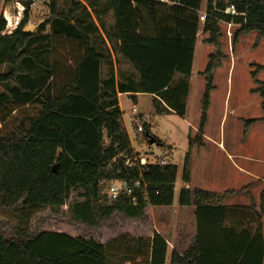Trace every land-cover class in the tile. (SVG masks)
Here are the masks:
<instances>
[{"label":"trees","instance_id":"trees-1","mask_svg":"<svg viewBox=\"0 0 264 264\" xmlns=\"http://www.w3.org/2000/svg\"><path fill=\"white\" fill-rule=\"evenodd\" d=\"M17 1L24 12L11 34L1 35L0 16V219L11 223L9 235L0 232V264H166L168 244L155 231L99 242L49 228L34 233L31 225L45 209L66 208L74 222L95 228L114 214L141 221L150 208L173 204L177 167L144 157L139 165L117 96L135 103L136 94L149 95L157 114L184 116L203 1L202 33L212 52L199 73L198 126L188 137L177 200L193 207L196 233L168 264H263L264 189L257 204L227 207L225 198L246 187L222 194L185 187L191 149L203 146L214 74L226 59L220 25L237 27L232 46L250 33L258 45L264 0H45L48 17L32 32L24 31L29 0ZM261 70L255 65L250 76ZM255 84L262 117L244 120V132L264 122V81ZM138 118L136 145L158 143ZM114 183L131 194L110 198Z\"/></svg>","mask_w":264,"mask_h":264},{"label":"rangeland","instance_id":"rangeland-1","mask_svg":"<svg viewBox=\"0 0 264 264\" xmlns=\"http://www.w3.org/2000/svg\"><path fill=\"white\" fill-rule=\"evenodd\" d=\"M14 0H2L0 8V16L2 11L12 13V7L14 6ZM204 13V1L202 3L201 10L199 11L200 23L199 31L197 34L196 45L193 56L191 77H190V89L186 98V109L184 116H180L174 112L157 114L152 106V99L149 95H140L137 98V102L134 103L126 96H121L119 101L121 110L123 112V122L127 133L129 135L133 152L138 153L141 158H148L150 161L159 158L164 160V163H171L178 169L175 187H174V205H177L178 192L182 188L181 184V169L183 164L184 155L189 152L188 137H194L196 134L199 114H200V98L203 91V78L199 76L207 63V56L212 52V46L204 43L207 35L202 33V20ZM30 18L27 26L30 27V32L35 29L36 22L44 19L48 16V8L44 2L37 3L30 8ZM4 19V18H3ZM7 25H14L15 19L9 18ZM20 21L22 19L19 18ZM43 21V20H42ZM106 22L109 19L106 18ZM25 27V28H26ZM237 27L229 24L220 25L221 43L223 45V52L226 55V59L222 62L221 68L214 74V85L216 86L215 92L211 93L212 107L210 112V119L207 126L208 134H217L223 131V125L220 124L219 118L221 116L222 106L220 105V97L224 94L225 80L223 72L225 67L234 63V77H233V93H231L230 102L233 99H240L242 102H246V98L251 92V84L253 88V82H250V73L255 70V63L253 59L258 54L260 60L264 64V41L261 42L262 46L257 49L258 45H254V33L239 34L236 38V42L232 46V37ZM257 49V50H256ZM256 50V51H255ZM5 67H0V72ZM134 73V72H133ZM135 74V73H134ZM176 79V78H175ZM174 79V80H175ZM249 84V85H248ZM135 109V112L132 109ZM240 114V113H239ZM244 114V118L254 119L257 116L262 115L261 106L255 107L251 105L249 109H245L241 112ZM138 117H143L144 121L150 126V134L155 138L158 143H145L143 145H136L135 142V126L138 123ZM232 117L229 116L224 125V132L226 139L231 135L230 128L233 124L230 121ZM245 120V119H244ZM244 120L240 125V133L244 132ZM261 129V125H258L254 132L258 133ZM259 147L262 146L261 140H258ZM204 142V141H203ZM247 148V147H245ZM221 165H228L227 161H220ZM220 168V167H219ZM251 186L248 184L246 188L239 193L249 194ZM74 195L71 197V200ZM70 200V201H71ZM150 212V211H149ZM149 215V213H148ZM163 215H167V212H163ZM149 217V216H148ZM148 217L141 221H131L124 218L120 214H114L109 219L101 222L98 227L90 228L83 224L74 222L70 215L66 212V208H62L57 212H51L48 209L41 211L32 221V232L36 233L44 228L55 229L65 233L73 235L92 237L97 241L105 242L124 231H129L131 234L137 236L139 234H146L151 230V226L148 225ZM11 223L0 219V232L9 235Z\"/></svg>","mask_w":264,"mask_h":264},{"label":"crops","instance_id":"crops-1","mask_svg":"<svg viewBox=\"0 0 264 264\" xmlns=\"http://www.w3.org/2000/svg\"><path fill=\"white\" fill-rule=\"evenodd\" d=\"M15 1L17 0H14V2ZM3 12L4 11H2V16L4 14L7 21L10 15H12V18L15 19L14 25H6L5 23L6 29H12L13 32L17 28V25L21 22L19 19L21 18V11L17 18H15L14 6L12 7V13L7 11ZM30 17L29 11L28 20ZM47 17L41 19V21L38 20L36 22V26L46 20ZM9 22L10 21H8V23ZM25 29L26 28H24V30ZM34 30L35 29H33V31ZM261 46L262 44L260 42L257 49ZM232 62L233 61H231L230 65L225 67L226 69L223 72V79L225 80L224 94L221 95L219 99L220 105L222 106L219 122L223 125V131H220L217 134L207 133V126L212 107L211 102H213L211 97L212 95H210L207 122L203 134V146L201 148L193 147L191 149V180L185 187L190 190L200 189L206 192L222 194L226 191L242 189L248 184L251 186L249 194L237 192L227 196L223 202V204L227 207L248 206L251 203L257 204L259 194L261 190L264 189V122L257 121L248 128L247 132H243V134L240 133L241 122L244 119L246 120V118H244V114L242 115L241 112L243 110L245 111V109H249L251 105L260 107L261 99L258 94L252 93L248 95L246 102H242L240 99H233L232 103L230 102L231 93H233L232 81L234 77V63ZM253 62L256 65L264 67L263 62L260 60V55L258 54L253 59ZM221 66L219 68H221ZM219 68L216 72L220 70ZM121 71H127V67H121ZM255 81H264V70L259 71L255 78L251 77L249 84L250 82H253L254 85H256ZM253 87V84H251L250 89H254ZM215 90L216 86L214 85V89L211 93L215 92ZM140 95L143 94L135 95V103ZM121 96H126L129 99L131 98L128 94H118V105L120 111L122 112L119 101ZM149 97L153 101L152 96ZM229 116L232 117V120L230 121L233 125L230 128L231 135L227 140L224 132V125L227 120H229ZM261 117L262 115L257 116L254 119H260ZM258 125H261V129L258 133H255L254 130ZM258 140H261L262 146L260 147L257 143L259 142ZM222 160L227 161L228 165H221L220 161ZM149 211L148 221L151 226V231H155L161 235L168 244L166 262V264H168L170 253L175 251L176 253L181 254L189 247L195 236L196 226L193 214L194 209L193 207H181L177 203V205L172 204L169 207L150 208ZM163 212H167V215H163ZM262 233L264 238V214L262 218Z\"/></svg>","mask_w":264,"mask_h":264},{"label":"built area","instance_id":"built-area-1","mask_svg":"<svg viewBox=\"0 0 264 264\" xmlns=\"http://www.w3.org/2000/svg\"><path fill=\"white\" fill-rule=\"evenodd\" d=\"M44 1L45 0H29L30 7L34 6L37 3H41V2H44ZM159 1L162 2V3L168 4V5H173L174 4L173 0H159ZM14 8H15V18H17L18 15H20L19 14L20 11H21V16H22V13L24 12V6L20 2L15 1L14 2ZM226 12L227 13H231V14L234 13V11L232 9H230V8H228L226 10ZM3 18L6 20L5 22H6V25H7L8 21H7V18H5L4 14H3ZM8 18H11V15ZM14 24H15V21H14ZM6 25H5L4 30L1 32V34H11L12 33V29H6ZM132 111L135 112V109L133 108ZM138 130L139 131L141 130L140 126L138 127ZM138 162H139V165H141V166H144L146 164V161L143 158L139 159ZM159 163H160L161 166L166 164V163H164V160H161ZM126 165H133V163L128 160V161H126ZM122 191H125V193L127 195L131 194V190L126 188L123 183L122 184L114 183L112 186H110L107 194H108V196L110 198L113 199V198L117 197L119 195V193L122 192Z\"/></svg>","mask_w":264,"mask_h":264},{"label":"water","instance_id":"water-1","mask_svg":"<svg viewBox=\"0 0 264 264\" xmlns=\"http://www.w3.org/2000/svg\"><path fill=\"white\" fill-rule=\"evenodd\" d=\"M29 29H30V27H26V29H25L24 31H25V32H30ZM149 143L152 144V143H153V140L151 139V140L149 141Z\"/></svg>","mask_w":264,"mask_h":264},{"label":"bare ground","instance_id":"bare-ground-1","mask_svg":"<svg viewBox=\"0 0 264 264\" xmlns=\"http://www.w3.org/2000/svg\"><path fill=\"white\" fill-rule=\"evenodd\" d=\"M8 20H10V19L8 18Z\"/></svg>","mask_w":264,"mask_h":264}]
</instances>
